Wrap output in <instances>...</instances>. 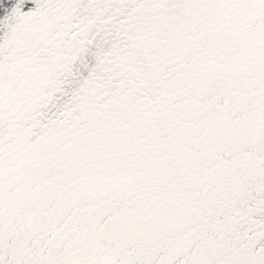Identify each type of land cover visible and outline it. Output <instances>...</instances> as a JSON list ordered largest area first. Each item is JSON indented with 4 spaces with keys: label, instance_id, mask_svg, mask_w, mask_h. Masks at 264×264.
<instances>
[{
    "label": "snow or ice",
    "instance_id": "obj_1",
    "mask_svg": "<svg viewBox=\"0 0 264 264\" xmlns=\"http://www.w3.org/2000/svg\"><path fill=\"white\" fill-rule=\"evenodd\" d=\"M0 264H264V0H0Z\"/></svg>",
    "mask_w": 264,
    "mask_h": 264
}]
</instances>
